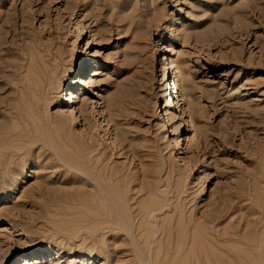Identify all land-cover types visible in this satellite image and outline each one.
Listing matches in <instances>:
<instances>
[{"label":"rangeland","instance_id":"1","mask_svg":"<svg viewBox=\"0 0 264 264\" xmlns=\"http://www.w3.org/2000/svg\"><path fill=\"white\" fill-rule=\"evenodd\" d=\"M176 189L199 231L219 195L238 208L152 264H262L264 0H0V264H138L106 206Z\"/></svg>","mask_w":264,"mask_h":264},{"label":"bare ground","instance_id":"2","mask_svg":"<svg viewBox=\"0 0 264 264\" xmlns=\"http://www.w3.org/2000/svg\"><path fill=\"white\" fill-rule=\"evenodd\" d=\"M76 26H77V24H76ZM80 29H81L80 31H83L84 30L82 27ZM161 47H163V45ZM165 48L166 47L164 46L163 47V50H161V53H163L164 51H167ZM85 64H87L86 60L83 59V58H81L80 59V64H79L80 70L85 66ZM79 72H81V71H79ZM167 75H168V73H167ZM168 80H169V78H168ZM80 82H81V85L82 86L85 85V82L84 81L81 80ZM86 83H87V80H86ZM175 89H176V87L174 86L172 92L170 90L169 94H165V96L168 97V99H167L168 102L165 104V108L166 107L167 108L170 107V105L173 103V101L170 98V95L172 93L173 94L177 93L176 91H174ZM72 99H73V93L69 90V97H68V99H66V101L68 102V104L69 103H73V100ZM165 111H167V109ZM79 112L81 113L82 111L80 110ZM65 116H67V115H65ZM170 116H171V118L174 117L172 115V113H171ZM68 117H74V119H76V117L72 114L71 111H70ZM179 117H180V115H179ZM58 118H59L60 121L64 119L63 116H59ZM65 118H67V117H65ZM175 119H177V118H175ZM180 126H181V124H180ZM171 128H173V127L171 126ZM176 129L178 130L179 127H177ZM175 141L176 140H174V143H175ZM167 187H168V185H167ZM153 191H154V193L156 195H159L158 190L156 189V187H154ZM251 191H254V190H251ZM254 192H255L253 194V197H254V205H255V207H258V204L257 203L259 201H258V198H257V192L256 191H254ZM170 193H174L173 194L174 200H172L173 198H171V199L168 198V196H167L168 194L166 195V194L162 193V194H160V196L164 199L163 200L164 202H163V204L161 206H157L156 203L151 202L150 207H147V208L136 206V207H138L137 208L138 209L137 211H136V209L133 211V209L131 208L130 204L127 203V202H125L122 199H117V200L116 199H111L110 200V206H106V208H107V214H106L105 218L103 219L104 221L101 223L102 224V228L101 229L105 233H116L117 232V233H123L124 235H126L127 237H129V240H128L129 241V244H127V245L130 246L129 248H131V250L136 254V256H137V259L136 260H137V263L138 264H152V262H153V258H152V250H153L152 248L153 247L152 246L157 243V240L159 238H162V237H166L167 236L170 239H172V235L171 234L174 231H177L178 232V237L176 236L177 239L178 238H181L182 237V234H183L182 242H184V241L186 242L187 240L190 241V242H192V241L195 240V238L199 237V235H202L203 236L204 234L210 237V240L209 241H211V243H213V244L214 243H217V242H223L224 241V238L227 236V234H225L223 232H220L218 230V228L229 217H231L232 215H235L236 210L238 208V207L236 208V206H234V202H235V201H233L234 198L233 199H230L231 196L228 193L226 195H222L223 197H221L219 195V198H222V199L225 198V199L222 202L219 201V202H221V204H218V203L215 202L216 204L213 205V209H212L211 213L206 218L204 217V215L202 216V217L205 218V219L203 218L204 221H203V223H201V225L203 224L204 227L202 229L200 227L201 231H199V230H197L195 228V221H198V220L195 219L194 215H193V218H191V217H189V216L186 215V212L189 209V203H191V202L190 201H187L186 199H182L181 200V197L180 196L182 195L183 192H179L177 189L176 190H173V191L171 190ZM151 194L154 195L152 192H151ZM235 199H237V197H235ZM118 205H119V207L120 206H122V207L119 208V207H117ZM192 213H193V210H192ZM252 215H254V213ZM160 216H163V217L161 218ZM137 219H139V220H138V223L136 224ZM248 223H246V224H248ZM252 225H253V223H252ZM257 225H259V224H257ZM245 227H246V225H245ZM245 227H244V229H247L248 228V227L247 228H245ZM224 230L226 231V229H224ZM248 235H250V234H248ZM244 236L243 235L240 236L241 237L240 239H242V241L246 244V243L249 242L250 236L249 237H246L247 235L245 237ZM252 243H253V241H252ZM248 244L251 245L250 243H248ZM143 245H148V246L147 247H143ZM222 245H220V246H222ZM254 246H255V244H254ZM256 246L261 251L259 250L260 252H258V254L256 255L255 258L259 259V262L262 263V264H264V253H263L264 252V242H261V241L260 242H257ZM249 247H252V246H249ZM212 249H213V246H212ZM32 250L34 252H36L37 251L36 246H33V249ZM174 250H175V255L176 256H179L178 255V252L180 251V242H178L174 246ZM34 252H33V254H34ZM199 253H200V251H199ZM243 255H245V254L243 253ZM173 257H175V256H173ZM203 257H204V255H203ZM248 257L249 256L247 255L246 258H248ZM204 258H206V257H204ZM174 259L175 258H172V262H174ZM20 261H21L22 264H27L26 259H24V258H21ZM252 261H253V259H252ZM215 262L216 263H219V264H224V263H226V260L224 259V257L218 256V257L215 258ZM240 262L242 264V260L241 259H240ZM169 263H171V261ZM251 263H254V261L251 262ZM244 264H245V262H244Z\"/></svg>","mask_w":264,"mask_h":264}]
</instances>
